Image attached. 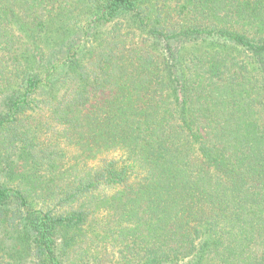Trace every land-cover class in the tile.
I'll list each match as a JSON object with an SVG mask.
<instances>
[{
    "label": "trees",
    "instance_id": "obj_1",
    "mask_svg": "<svg viewBox=\"0 0 264 264\" xmlns=\"http://www.w3.org/2000/svg\"><path fill=\"white\" fill-rule=\"evenodd\" d=\"M1 74L0 264H264V0H0Z\"/></svg>",
    "mask_w": 264,
    "mask_h": 264
},
{
    "label": "rangeland",
    "instance_id": "obj_2",
    "mask_svg": "<svg viewBox=\"0 0 264 264\" xmlns=\"http://www.w3.org/2000/svg\"><path fill=\"white\" fill-rule=\"evenodd\" d=\"M178 1L179 0H165L166 3H169L171 5L174 4L175 2H178ZM1 79L3 80L2 74L0 75V80ZM2 82L4 83V80ZM0 84H2L1 81H0ZM3 95L4 94L0 93V103L3 99ZM79 239L76 240L77 242H75V245H73L72 248L69 250V252L66 253L67 254L65 256L66 262L77 263L81 259V257H86V256L91 261L92 257H97L98 248L96 247V245L99 242L93 241L92 239L87 238L86 236H83ZM59 249H60V247H59ZM110 252L112 253V250H111V248H108L106 258H101V260H102L101 264H105L106 262H108V258L111 257ZM84 264H87V263L85 262Z\"/></svg>",
    "mask_w": 264,
    "mask_h": 264
}]
</instances>
